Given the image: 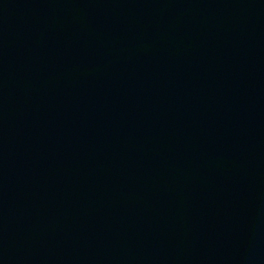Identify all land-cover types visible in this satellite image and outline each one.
I'll return each instance as SVG.
<instances>
[{
	"label": "water",
	"instance_id": "95a60500",
	"mask_svg": "<svg viewBox=\"0 0 264 264\" xmlns=\"http://www.w3.org/2000/svg\"><path fill=\"white\" fill-rule=\"evenodd\" d=\"M0 264H264V0H0Z\"/></svg>",
	"mask_w": 264,
	"mask_h": 264
}]
</instances>
